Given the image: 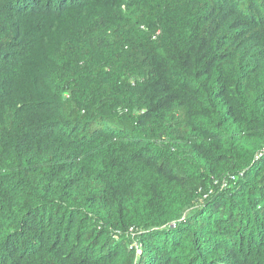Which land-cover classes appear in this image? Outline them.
Returning a JSON list of instances; mask_svg holds the SVG:
<instances>
[{
	"label": "trees",
	"instance_id": "trees-1",
	"mask_svg": "<svg viewBox=\"0 0 264 264\" xmlns=\"http://www.w3.org/2000/svg\"><path fill=\"white\" fill-rule=\"evenodd\" d=\"M0 264H264V0H0Z\"/></svg>",
	"mask_w": 264,
	"mask_h": 264
}]
</instances>
